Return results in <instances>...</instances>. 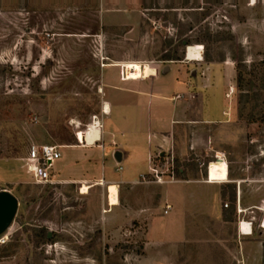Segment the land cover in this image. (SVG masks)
Listing matches in <instances>:
<instances>
[{"label": "rangeland", "instance_id": "rangeland-1", "mask_svg": "<svg viewBox=\"0 0 264 264\" xmlns=\"http://www.w3.org/2000/svg\"><path fill=\"white\" fill-rule=\"evenodd\" d=\"M101 2L0 0V192L19 203L11 227L0 236V264H160L153 258L155 247L143 260L147 222L105 223L109 213L98 198L109 206L107 188L59 178L72 166L100 176V158L77 165L68 162L72 151L63 150L54 169L58 182L50 186L34 183L23 160L32 144L62 148L77 145V138L90 146L100 140L101 131L92 124L96 116L103 119L104 65L136 62L150 78L176 62L166 61L168 56L194 62L192 70L211 86L212 100L228 111V124L210 130L212 149L178 162L202 181L223 182L217 186L224 222L198 242L186 243L178 263L261 264L264 0H140V24L115 28L102 26ZM120 72L128 76L132 70ZM220 156L226 165L215 162ZM173 214L151 225V239L175 238L161 230ZM239 219L252 221L251 238L236 234ZM42 228L47 242L41 241Z\"/></svg>", "mask_w": 264, "mask_h": 264}, {"label": "crops", "instance_id": "crops-1", "mask_svg": "<svg viewBox=\"0 0 264 264\" xmlns=\"http://www.w3.org/2000/svg\"><path fill=\"white\" fill-rule=\"evenodd\" d=\"M101 1L103 27H135L140 24V0ZM190 63L194 62L169 63L157 69L156 76L150 78L148 72H142L143 66L136 62L104 65L99 90L103 94L102 111L106 115L102 113L103 119L99 120L102 126L100 140L93 146H87L81 145L77 138V145H63L60 150L62 159L65 157L63 150L72 151L67 156L68 162L77 165L91 158L102 160L100 176L99 172L93 175L85 166L77 169L72 166L67 177L59 178L72 184H87L92 189L101 187L98 184L101 180L105 185H117L119 206L109 207L106 199L98 198L110 216L105 223L111 224L115 219L125 225L147 222L148 240L143 260L152 257L148 249L155 247L153 258L160 264H180L178 260L186 243L198 242L201 236L212 233L214 228L224 223L223 196L217 186L223 182L211 181L209 184L193 171L183 170L184 175L173 184L140 183L142 176L152 172L155 156L173 155L177 162H186L192 154L212 149L210 130L213 125L221 127L228 124V111L215 104L212 94L207 91L211 86L192 70ZM121 68L131 69L132 73L126 76L120 72ZM106 69L110 71L106 72ZM118 154L120 162L115 159ZM107 164L115 172L120 164L122 171L116 172L119 176L111 174ZM168 206L170 209L165 214ZM258 209L260 211L258 207L253 208ZM173 213L176 216L163 222L161 230L175 238L151 239V225ZM239 220L241 222L242 219ZM239 222L234 224L238 237L251 238L254 234L248 236L241 232ZM257 250L262 261L263 247Z\"/></svg>", "mask_w": 264, "mask_h": 264}, {"label": "built area", "instance_id": "built-area-1", "mask_svg": "<svg viewBox=\"0 0 264 264\" xmlns=\"http://www.w3.org/2000/svg\"><path fill=\"white\" fill-rule=\"evenodd\" d=\"M95 119H97L98 122L100 123L98 117L96 116L94 118L93 124L95 122ZM79 143H81L80 140H79ZM60 150L61 148L56 145L32 144L29 147L27 157L23 160V162H24V168L26 170V173L33 179L34 183H36L37 185H42V186H50V185H55L58 182L57 181L58 176L56 173H54L55 172L54 169H55L56 163L62 159V154ZM219 160L226 161L225 158L220 156L216 158L215 162H219ZM152 164H153L152 172L148 175L142 176L140 178V183L165 185V184H173L179 181L178 171L182 172L183 169L178 167V162L173 155L161 156L160 154H158L157 156L154 157ZM210 165L211 163L208 165V169ZM121 171H122V167L120 166V164H118V166L116 167V172L119 173ZM207 183L212 184L209 179ZM98 184L101 187L106 186L107 188L108 186V185H105L104 180H101ZM228 207H229L228 204H225V208H228ZM169 209L170 207L168 206L165 211V214H168ZM241 212L242 210L238 208V213H241ZM244 223L251 225L252 234H253L252 221L251 222H247V221L239 222V230L243 232ZM262 227H264V208H263V217L260 222V228L263 229Z\"/></svg>", "mask_w": 264, "mask_h": 264}, {"label": "water", "instance_id": "water-1", "mask_svg": "<svg viewBox=\"0 0 264 264\" xmlns=\"http://www.w3.org/2000/svg\"><path fill=\"white\" fill-rule=\"evenodd\" d=\"M115 156V159L120 162L121 158ZM18 200L8 191L0 192V236L8 231L11 227L17 211H18ZM51 238V234H49Z\"/></svg>", "mask_w": 264, "mask_h": 264}, {"label": "bare ground", "instance_id": "bare-ground-1", "mask_svg": "<svg viewBox=\"0 0 264 264\" xmlns=\"http://www.w3.org/2000/svg\"><path fill=\"white\" fill-rule=\"evenodd\" d=\"M105 110L107 111V113L109 112V107L107 105L105 106ZM92 125H91L92 129L101 131V123H99L97 119H95V122ZM91 126H89V127H91ZM81 144H83V143H81ZM85 145L90 146L88 144H85ZM221 162L226 165V161H224V160H219V162H216V163H221ZM212 163H214V162H211V164ZM208 172H209V169H208ZM208 172H207V177L209 175ZM107 195H108L107 200H108L109 207H117V206H119V188H118L117 185L109 184L108 187H107ZM243 228H244L243 233L245 235L250 236L252 234L251 226H249L246 223H244L243 224Z\"/></svg>", "mask_w": 264, "mask_h": 264}, {"label": "trees", "instance_id": "trees-1", "mask_svg": "<svg viewBox=\"0 0 264 264\" xmlns=\"http://www.w3.org/2000/svg\"><path fill=\"white\" fill-rule=\"evenodd\" d=\"M184 43V40L181 41V44L183 45ZM186 43H187V46L190 45V42L186 40ZM166 61H182V59H179V58H176V57H171V56H168L166 58ZM184 174L181 172V171H178V176H183ZM40 237H41V241L43 242H47L48 240V234L46 232L45 229H40ZM263 247H264V244H263ZM264 264V258H263V263Z\"/></svg>", "mask_w": 264, "mask_h": 264}]
</instances>
